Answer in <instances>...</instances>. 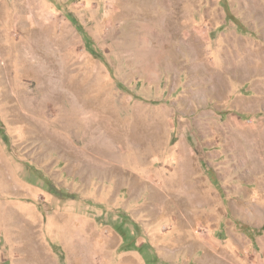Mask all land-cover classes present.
<instances>
[{"label":"rangeland","instance_id":"obj_1","mask_svg":"<svg viewBox=\"0 0 264 264\" xmlns=\"http://www.w3.org/2000/svg\"><path fill=\"white\" fill-rule=\"evenodd\" d=\"M263 227L264 0H0V264H264Z\"/></svg>","mask_w":264,"mask_h":264},{"label":"trees","instance_id":"obj_2","mask_svg":"<svg viewBox=\"0 0 264 264\" xmlns=\"http://www.w3.org/2000/svg\"><path fill=\"white\" fill-rule=\"evenodd\" d=\"M73 22H74V24L77 25V23H76L75 21H73ZM77 26H78V25H77ZM78 29H80V27H78ZM87 42H89V41H87ZM60 192L65 193L64 191H60ZM262 230H264V227L262 228ZM246 232H248V233L250 234V233H251V229L247 228V229H246ZM132 243L135 244V241L133 240ZM132 248H133V249H136V250H138V251H140V252H142L141 250H142V248H143V245H141V246H139V247H135V245H134V247H132ZM155 262H157V259H156V258H155Z\"/></svg>","mask_w":264,"mask_h":264},{"label":"bare ground","instance_id":"obj_3","mask_svg":"<svg viewBox=\"0 0 264 264\" xmlns=\"http://www.w3.org/2000/svg\"><path fill=\"white\" fill-rule=\"evenodd\" d=\"M159 15V14H158ZM187 214V213H186Z\"/></svg>","mask_w":264,"mask_h":264}]
</instances>
